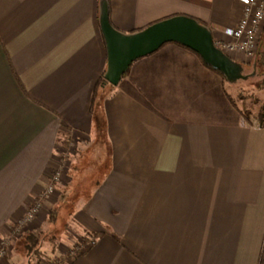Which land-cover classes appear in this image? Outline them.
Returning a JSON list of instances; mask_svg holds the SVG:
<instances>
[{"label": "crops", "instance_id": "crops-1", "mask_svg": "<svg viewBox=\"0 0 264 264\" xmlns=\"http://www.w3.org/2000/svg\"><path fill=\"white\" fill-rule=\"evenodd\" d=\"M108 1L123 32L176 15L233 27L243 10L242 0ZM99 3L0 0V242L37 199L40 219L56 204L42 195L62 139L103 138L106 170L70 214L95 239L66 264H259L264 127L174 42L97 87L107 69Z\"/></svg>", "mask_w": 264, "mask_h": 264}, {"label": "rangeland", "instance_id": "rangeland-1", "mask_svg": "<svg viewBox=\"0 0 264 264\" xmlns=\"http://www.w3.org/2000/svg\"><path fill=\"white\" fill-rule=\"evenodd\" d=\"M263 35L264 30H261L257 52L252 56H246L247 61L242 63L245 74H252L254 71L255 74L246 80H239L235 83L224 80L227 93L243 111L248 109L258 111L264 103V66L258 65L257 67V62L260 61L259 51L264 50ZM66 139H62L57 159V169L62 172L61 180L52 181L54 176L52 174L50 182L45 187L47 189L52 184L56 192L50 193L49 199L52 198L56 204L46 206V219H40L41 211L45 207L44 201L37 199L33 202L26 214L15 222L11 235L0 242V247L3 244L7 251L6 257L0 259V264H37L38 258L33 254L32 241L26 239L25 235L27 234H37L41 242L38 245L41 251L45 253V258H43L45 264H66L69 259L81 252L91 242L89 234H83L74 227L70 214L73 208L77 206L80 198L87 196L93 184H96L105 172L107 153L106 151H98L101 148V139L103 138L99 139V142L95 140L90 144L89 142L79 144L75 140L72 141L71 138L66 142ZM64 141L65 143H63ZM73 168L77 169L80 176L72 177L70 180L67 175L73 176ZM63 181H67L65 185L62 183ZM48 193L46 192L45 195L44 192L42 195L45 197L44 199L48 198ZM37 201L41 203L40 211L31 220L29 218L26 220L30 209ZM51 215L55 217L54 220H51ZM41 221L43 222L42 228L33 229ZM46 257H50L52 261Z\"/></svg>", "mask_w": 264, "mask_h": 264}, {"label": "water", "instance_id": "water-1", "mask_svg": "<svg viewBox=\"0 0 264 264\" xmlns=\"http://www.w3.org/2000/svg\"><path fill=\"white\" fill-rule=\"evenodd\" d=\"M99 21L107 46L105 78L112 85L119 84L134 61L172 42L198 53L206 65L220 71L229 83L246 80L255 74V71L245 74L242 63L216 46L210 27L193 17L176 15L135 32H123L110 21L109 1L100 0Z\"/></svg>", "mask_w": 264, "mask_h": 264}, {"label": "built area", "instance_id": "built-area-1", "mask_svg": "<svg viewBox=\"0 0 264 264\" xmlns=\"http://www.w3.org/2000/svg\"><path fill=\"white\" fill-rule=\"evenodd\" d=\"M243 10L238 23L233 27H224L213 23L210 27L212 31L219 32V36L214 40L217 47L231 58L238 56L246 57L254 55L258 50V40L261 34V27L264 23V0H242ZM60 168V167H59ZM57 169V168H56ZM60 170V169H59ZM55 170L52 181H60L62 172ZM49 194L56 192L52 184L45 189ZM41 207V203L37 201L30 209L26 217L31 220L34 218ZM4 243V242H2ZM6 249L4 245L0 247V259L6 257ZM43 264H45L43 262Z\"/></svg>", "mask_w": 264, "mask_h": 264}, {"label": "trees", "instance_id": "trees-1", "mask_svg": "<svg viewBox=\"0 0 264 264\" xmlns=\"http://www.w3.org/2000/svg\"><path fill=\"white\" fill-rule=\"evenodd\" d=\"M169 17H172V16H169ZM169 17H165V18H163V19H166V18H169ZM163 19H160V20H158V21H161V20H163ZM198 20V19H197ZM158 21H154L153 23H156V22H158ZM199 22H201L200 20H198ZM153 23H151V24H153ZM201 23H203V22H201ZM151 24H149V25H151ZM203 24H205V23H203ZM148 25V26H149ZM206 25V24H205ZM147 27V26H146ZM143 28H145V27H143ZM143 28H141V29H143ZM141 29H137V30H134L133 32H135V31H138V30H141ZM179 44V43H178ZM186 47V46H185ZM259 56H260V61H259V63L257 62V67H258V65L259 66H261V67H263L264 66V50L262 51L261 50V52L259 51ZM210 67V66H209ZM211 68V67H210ZM215 71H217L219 74H221L222 75V73L220 72V71H218V70H215ZM223 76V75H222ZM224 77V76H223ZM224 79L226 80V78L224 77ZM109 82L107 81V79L105 78V73H103V75H102V77H101V79L99 80V82H98V85H97V87L98 86H103V85H106V84H108ZM241 112H242V115H243V117H244V119L249 123V124H256V125H258L259 127H264V103L261 105V108L258 110V111H255V110H253V109H248V110H246V111H243V110H241ZM52 216V215H51ZM55 219V217L54 216H52V218H51V220H54ZM27 238L26 239H28V241H32L31 242V244L33 245V247H31L32 249H33V251H34V253L33 254H35L36 256H37V258H38V261H37V264H43V258H45L44 257V252H42L41 251V249H40V246L38 245V243L40 244L41 242L39 241V239H38V236H37V234H34V233H32V234H27V235H25ZM93 236V237H92ZM90 235L89 234V237L91 238V242H93L94 241V239H95V237H94V235ZM25 239V238H24ZM86 241V240H85ZM91 242H89V243H91ZM88 246V245H87ZM47 259H49L50 261H52V259L50 258V257H46ZM259 264H264V244H263V248H262V252H261V257H260V262H259Z\"/></svg>", "mask_w": 264, "mask_h": 264}]
</instances>
